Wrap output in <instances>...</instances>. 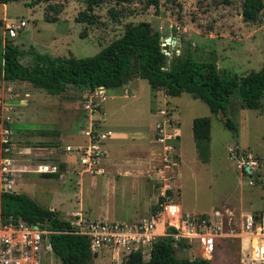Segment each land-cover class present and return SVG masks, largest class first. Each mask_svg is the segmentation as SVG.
<instances>
[{
    "label": "rangeland",
    "instance_id": "374dc122",
    "mask_svg": "<svg viewBox=\"0 0 264 264\" xmlns=\"http://www.w3.org/2000/svg\"><path fill=\"white\" fill-rule=\"evenodd\" d=\"M241 5L242 0H159L153 8L146 7L144 0L126 5L101 0L89 11L86 0L41 1L31 7L17 1L0 4V40H10L20 52L21 65L30 68L33 54L92 57L119 38L127 24L146 22L160 35L168 59L181 56L195 63L213 62L219 72L240 77L264 67V0L255 22H242ZM110 10L116 13L114 19ZM13 88L26 106L16 108L13 116L9 167L13 172L8 177L12 184L4 191L25 195L61 219L75 211L90 220L130 222L147 217L155 210L163 185L170 187L166 191L174 196L181 214L219 211L231 218V227L246 213L264 215V101L261 110H246L231 95L223 116L235 127L230 131L200 101L187 94L164 97L162 91L152 92L145 81L131 77L120 88L104 90L101 115L94 119L108 135L106 160L100 165L101 175H86L78 184L75 167L64 162L70 154L65 146L77 144V126L87 118L82 109L87 92L68 88L49 96L24 82H14ZM163 108L170 111L179 132L174 166L163 164L151 143L131 149L152 140L154 125L161 120L157 110ZM203 117L210 123L205 164L197 158L190 131L191 121ZM241 150L251 159L245 163H255L251 186L238 168ZM48 162L59 165L55 178L29 172ZM244 250L237 241L221 244L210 260H203L237 264ZM174 251L177 259H202L196 248ZM110 257L109 252L99 251L90 264H119ZM55 259L51 264H59Z\"/></svg>",
    "mask_w": 264,
    "mask_h": 264
},
{
    "label": "trees",
    "instance_id": "16d2710c",
    "mask_svg": "<svg viewBox=\"0 0 264 264\" xmlns=\"http://www.w3.org/2000/svg\"><path fill=\"white\" fill-rule=\"evenodd\" d=\"M23 1L31 7L41 1L51 0H0L5 5ZM101 0H86L87 10ZM115 5H126L133 0H110ZM175 1V0H172ZM159 0H144L146 7L156 8ZM262 0H242V22H255L262 10ZM111 18L116 13L109 11ZM91 23V21H89ZM166 46L167 42H164ZM20 52L10 40H0V82H24L49 96H57L66 89L91 92L95 89H116L124 86L131 77L143 80L152 92L162 91L166 97L187 94L203 103L209 114L221 112L226 117L229 97L235 94L242 109L261 110L264 101V67L243 76H228L219 72L214 63H195L189 58L176 56L168 59L162 53L160 35L146 22L127 24L121 36L89 58L75 59L33 54V64L26 68L20 63ZM234 131L227 119L222 123ZM210 123L208 118L191 121V136L198 160L208 161ZM57 175H45V178ZM159 202V201H158ZM20 219L26 224H41L48 230L64 231L67 225L54 211L43 209L22 194L0 193V220ZM53 255L59 264H90L92 256L84 238L54 234L50 236ZM186 249L182 244L173 245L169 238L156 240L150 247L148 259L140 253L122 258L119 264H210L203 259H177L174 248Z\"/></svg>",
    "mask_w": 264,
    "mask_h": 264
},
{
    "label": "built area",
    "instance_id": "2783aa9c",
    "mask_svg": "<svg viewBox=\"0 0 264 264\" xmlns=\"http://www.w3.org/2000/svg\"><path fill=\"white\" fill-rule=\"evenodd\" d=\"M23 23H20V27ZM11 30V29H10ZM162 53L169 55L162 50ZM169 58V57H168ZM105 93L102 88L87 92L82 109L86 112L85 124L80 129V136L85 144L75 149L66 148L74 154L77 174H98V164L106 157L103 147L108 135L100 131L98 121ZM26 103L15 93L13 83L0 82V189L11 186L8 177L12 174L10 154L12 152V125L16 108L25 107ZM160 122L154 125L153 140L161 149V162L174 166L179 132L166 108L157 110ZM232 154V151H229ZM236 157L237 154L234 153ZM238 168L247 176V185H252L255 163H245L250 157L245 151L238 153ZM233 159V158H231ZM167 167V166H165ZM245 168L248 172H245ZM37 175H59L57 164L47 163L34 166ZM169 186L163 185L158 192L157 206L153 213L130 222L90 220L80 211L62 219L67 225L64 231L48 230L41 224H26L20 219L0 220V264H51L52 253L50 236L68 234L84 238L88 251L94 257L99 251L114 255L115 261L132 253L148 256L151 245L158 239L169 238L174 246L178 243L187 248H196L202 259L210 260L221 244L238 242L244 246V252L237 264H264V216L243 215L239 223L231 227V218L219 211L208 215L181 214L173 195L167 193Z\"/></svg>",
    "mask_w": 264,
    "mask_h": 264
},
{
    "label": "crops",
    "instance_id": "0c3cea01",
    "mask_svg": "<svg viewBox=\"0 0 264 264\" xmlns=\"http://www.w3.org/2000/svg\"><path fill=\"white\" fill-rule=\"evenodd\" d=\"M263 63H264V60H263ZM164 97H166V96H164ZM101 111H102V108H101ZM102 114H103V112H102ZM80 121V120H79ZM81 121H82V119H81ZM85 124V121H84V123H82L81 122V126H79V128H78V126H77V133H78V136H79V139H78V141L76 142L77 144H75V145H73V146H65V149L66 148H69V149H75V148H77V147H80V146H83L84 144H85V140H84V138H82L81 136H80V129L82 128V126ZM190 128H191V126H190ZM99 129H100V131H102L101 130V124L99 123ZM190 131H191V129H190ZM14 132V130H12V133ZM103 132V131H102ZM153 134H154V130H153ZM124 136V138H126V136L125 135H123ZM192 137V136H191ZM152 140L151 141H147L146 143H144V145H142V146H139V147H136V146H134V147H132L131 149H143V148H147V146H148V144H152L155 148H156V150L158 151L157 152V154H158V156L160 157V154H161V149H160V147L158 146V145H156L155 143H154V140H153V135H152ZM106 141V140H105ZM177 143H179V139H178V141H177ZM103 147H104V149H105V142H104V144H103ZM177 147V146H176ZM120 148H121V146H119V147H116L115 149H117L115 152H112V156L111 157H113V156H115V153H117L118 152V150L120 151ZM26 149H23L22 150V152H24ZM28 150V149H27ZM106 151V150H105ZM22 152H20V154H22ZM12 153H13V148H12V152H11V154H10V156L12 155ZM68 153H70L67 157H65V161L64 162H66V163H72V164H70V165H72V166H74L75 167V170H74V173L76 174V177L78 178V181H77V183L79 184L80 183V180L82 179V178H84V177H86V175H88V174H83V173H81V174H77L76 173V171L78 170V167H77V164H76V160H75V157H74V154L72 153V152H68ZM9 156V157H10ZM106 156H107V152H106ZM105 160H106V157L104 158V159H102L100 162H99V164H98V174H96V175H101L102 174V169L100 168V165H102V163H104L105 162ZM48 163H51V162H48ZM40 164H47V163H40ZM58 167H59V165H58ZM34 168V167H33ZM33 168H31V170L29 171L30 173H32V174H35V173H33L32 171H33ZM35 175H37V174H35ZM40 177L42 176L43 178H45L44 176L45 175H39ZM49 176V175H48ZM58 176V175H57ZM89 176H91V177H93V175H89ZM50 178H55V177H50ZM47 179H49V178H47ZM42 208V207H41ZM44 209V208H43ZM47 210H49V211H51V209H47ZM81 212V211H80ZM247 214V213H246ZM245 215V214H244ZM85 216V215H84ZM264 216V215H263ZM86 217V216H85ZM140 218H143V216L142 217H139V218H136V219H131V220H129V221H134V220H137V219H140ZM102 220H108V221H114V220H109V219H102ZM104 252H106V251H104ZM107 253V252H106ZM97 255V254H96ZM95 255V256H96ZM94 256V257H95ZM110 260H111V262H116L115 261V257H114V255L113 254H111L110 253ZM94 257H92V259L94 258Z\"/></svg>",
    "mask_w": 264,
    "mask_h": 264
},
{
    "label": "water",
    "instance_id": "95a60500",
    "mask_svg": "<svg viewBox=\"0 0 264 264\" xmlns=\"http://www.w3.org/2000/svg\"><path fill=\"white\" fill-rule=\"evenodd\" d=\"M166 41H169V39H167ZM218 115L220 116L221 120H222L223 122H225L222 113H221V112H218ZM245 172H246V173L248 172V169H247V168H245ZM2 192H4L3 189L0 190V193H2Z\"/></svg>",
    "mask_w": 264,
    "mask_h": 264
},
{
    "label": "bare ground",
    "instance_id": "6f19581e",
    "mask_svg": "<svg viewBox=\"0 0 264 264\" xmlns=\"http://www.w3.org/2000/svg\"><path fill=\"white\" fill-rule=\"evenodd\" d=\"M172 44V43H171Z\"/></svg>",
    "mask_w": 264,
    "mask_h": 264
}]
</instances>
